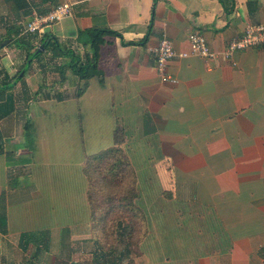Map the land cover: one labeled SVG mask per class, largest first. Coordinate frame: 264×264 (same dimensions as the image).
<instances>
[{
  "label": "crops",
  "instance_id": "0c3cea01",
  "mask_svg": "<svg viewBox=\"0 0 264 264\" xmlns=\"http://www.w3.org/2000/svg\"><path fill=\"white\" fill-rule=\"evenodd\" d=\"M63 2L72 16L42 35L25 32L34 14ZM263 22L264 0H0V86L9 85L0 107L10 112L0 116V264H264V45L222 55ZM91 29L136 44L107 37L103 83L92 78L78 96L83 82L52 64L65 63L50 46L86 54ZM192 32L216 56L175 57L167 72L177 83L162 80L153 49L166 37L191 53ZM43 40L50 46L29 63L27 50ZM51 114L63 135L74 132L57 157L67 164L43 153ZM118 130L137 176L134 213L146 216L133 241L125 220L106 240L107 209L94 212L89 198L90 161L116 146ZM37 236L50 247L37 249Z\"/></svg>",
  "mask_w": 264,
  "mask_h": 264
},
{
  "label": "trees",
  "instance_id": "16d2710c",
  "mask_svg": "<svg viewBox=\"0 0 264 264\" xmlns=\"http://www.w3.org/2000/svg\"><path fill=\"white\" fill-rule=\"evenodd\" d=\"M82 35L87 38V40L83 41L84 46L89 47V51H87L84 58H82L80 54L77 53L72 48L66 49L67 51L65 52L64 51L59 52L61 56L67 53V56L71 58L65 64L60 66V69H65V71L66 70L71 71L74 75H76L79 78L80 81L83 82V84L78 88L77 91L78 96H81L85 92V90L88 88V83L92 78L98 77L100 78V82L103 83V73L99 68V61L101 59L102 48L104 45L107 44V39H106L107 37L110 36L120 37L124 45L136 44L134 42H129V43L125 42L123 40V36L120 33L110 29H103V30L91 29L82 32ZM42 44L45 46L44 51H46V49L50 46V43H48V41L45 40L42 41ZM52 44L58 47L56 41H52ZM31 51H32L31 49L27 50L28 62H30L29 60L31 58H34L35 53L38 50H35L34 52ZM44 51L41 52L35 58L39 59L40 57H42ZM54 57H56V55ZM23 70L24 69H22L16 76L17 81L22 80L24 78V75L20 77V74L23 72ZM8 90H9L8 84L7 85L3 84L0 86L1 94H4ZM7 103H5L6 105L4 104V106H7L8 105ZM4 106L0 107L1 118L7 116L10 113L7 110V108H4ZM24 136H25V146L31 150L32 123L30 121H28L25 124ZM115 141H116V146L98 154L97 156L91 159L88 170L89 182H90L89 198H90L91 207L94 212L98 211L100 208L107 209L106 213H104L101 216L102 232L104 234V238L106 239H110L111 235L114 233L113 227L116 226V224L115 223L111 224V227L108 224L110 216L113 215L114 213H119L120 216L119 221L125 220L128 223H130V220L128 221L127 219L128 209L130 208L129 211L133 213L132 215L134 218L133 220H135L138 230L140 231L139 228L141 229L145 228V224H146V216L142 212L141 208H140V216L134 214L133 212L134 209H136V203L140 195L136 182L137 178L135 177L136 173L134 172L130 160L125 154L124 150L119 146L122 143V135H120L119 130L116 131ZM1 146H2V138H0V153L2 152ZM124 185L126 186L129 185V187L131 186L130 190L129 191L125 190L124 192L117 191V189L119 188L122 189ZM95 188L98 189L100 194L103 193L101 194V196H103L101 197V199L105 205H101L96 202L95 196L97 195H94L93 192V189ZM124 188L126 189L127 187ZM133 189H134V193H133ZM128 192L130 194H133L131 198L129 197ZM124 193L128 197L124 196L123 195ZM138 230L137 233L139 232ZM135 237H136V232H134L133 230L130 236V241H133Z\"/></svg>",
  "mask_w": 264,
  "mask_h": 264
},
{
  "label": "built area",
  "instance_id": "2783aa9c",
  "mask_svg": "<svg viewBox=\"0 0 264 264\" xmlns=\"http://www.w3.org/2000/svg\"><path fill=\"white\" fill-rule=\"evenodd\" d=\"M93 0H82V2H91ZM74 4L63 2L56 5L50 11L42 14H34L25 23V32L42 35L47 27H50L58 22H61L67 17L73 15ZM189 41L191 44V53H179L175 50L172 41L169 38H163L153 53L157 59V69L159 77L164 81H169L174 84L177 80L170 76L167 72L170 60L175 57H187L189 55L202 56L206 58H214L216 55L208 46L206 38L199 32H192L189 34ZM264 45V22L257 25H248L244 31L243 36L234 38L228 42L223 51V58L226 60H233L235 52L250 48H255Z\"/></svg>",
  "mask_w": 264,
  "mask_h": 264
},
{
  "label": "rangeland",
  "instance_id": "374dc122",
  "mask_svg": "<svg viewBox=\"0 0 264 264\" xmlns=\"http://www.w3.org/2000/svg\"><path fill=\"white\" fill-rule=\"evenodd\" d=\"M51 48H52V50H54V52L56 53V58H57V56H59L60 55V53L59 52H61V51H67L66 49H61V48H58V47H56L55 45H52V46H50ZM76 52H78L77 50H76ZM59 53V54H58ZM79 54H80V52H78ZM82 54V55H81ZM80 54V56H85V54H83V52ZM67 55V53L65 54V55H62V58L60 59L62 62L64 61V63H66L67 61H69L71 58L68 56V58L67 59H65L64 57ZM61 56V55H60ZM41 60V57L39 58V61ZM52 64H54L56 67H58V68H60V66H62V65H59L58 63H57V60L56 61H53L52 62ZM39 74V73H38ZM59 74V73H58ZM53 85V84H52ZM51 85V87L53 88V87H55V86H52ZM49 118H48V121H46V123L48 124V126H46L45 127V129H40L41 130V133L43 134H41V137L40 138H42L43 139V141L44 142H46V144H48L47 145V148L49 149V151H45V152H43V153H45V154H47V155H49V154H51V158H53L52 159V164H54V165H60V164H62L63 162H64V164H67V162H68V160L67 159H63V160H59L57 157H59V156H62V154H63V150H67V147L64 145V144H66V145H73V143L75 142L74 141V135H73V129H72V126H68V128H69V130H71V131H69V134H68V136L67 135H63V133L61 132V131H59L58 129H60V122L62 123V120H59L58 118H57V115H55V117H54V115L53 114H51V116H48ZM30 119V118H29ZM70 121H72L71 119H70ZM41 124L43 125L44 123H43V120L41 121ZM40 125V124H39ZM41 126V125H40ZM39 127V126H38ZM59 127V128H58ZM34 128L32 127V130H33ZM68 130L65 128V132H67ZM67 134V133H66ZM31 145H32V142H31ZM71 148H69L68 150H70ZM64 151V152H65ZM63 156H65V153H64V155ZM47 158H49V156H47ZM51 161V160H50ZM59 168H63V165L62 166H59ZM134 169V168H133ZM134 172H135V169H134ZM134 175H135V173H134ZM140 176H141V174L139 173V179H140ZM136 178H137V176H135ZM136 182H137V179H136ZM124 187H127L126 189L124 188ZM124 187L121 189V188H119V189H117V191H122V192H124L125 190H127V191H129L130 190V188H131V186L129 187V185L128 186H126V185H124ZM98 188H99V186H98ZM93 192H94V195H97V196H95V200H96V202L97 203H99V204H101V205H105L103 202H102V199H101V197H103V196H101V194H103V193H101L100 194V192L98 191V189H93ZM129 193V192H128ZM133 193H134V189H133ZM119 194V193H118ZM124 196H127L125 193L123 194ZM132 195L133 194H130L129 193V197L131 198L132 197ZM128 197V196H127ZM130 208L128 209V213H127V219H128V221L130 220V223H129V225L131 226V228H132V230H134V232H136L137 233V230H138V227L136 226V223H135V220H133L134 218H133V213H131L130 211ZM134 211H135V209H134ZM133 211V212H134ZM135 214V213H134ZM119 213H114L113 215H111L110 216V218H109V222H108V224H109V226L111 227V224H113V223H116V221L118 222L120 219H119ZM137 228V229H136ZM146 234V232H145V230H144V228L143 229H141L140 228V236H142V234ZM106 240H109V239H106ZM113 240V239H112ZM29 242H31L30 240H28ZM35 242L37 243L36 245H38V247H37V249H47V248H49L50 247V245H48L45 241H44V238L43 237H41V236H37L36 237V240H35ZM40 243H42V245H40ZM22 245H24L25 246V244L24 243H22ZM29 250L28 251H30L31 249L30 248H28ZM8 256V255H7ZM52 262H53V259H52V261H51V264H52Z\"/></svg>",
  "mask_w": 264,
  "mask_h": 264
},
{
  "label": "water",
  "instance_id": "95a60500",
  "mask_svg": "<svg viewBox=\"0 0 264 264\" xmlns=\"http://www.w3.org/2000/svg\"><path fill=\"white\" fill-rule=\"evenodd\" d=\"M45 50V46L44 45H41V47L38 49V51L35 53V56H34V58L35 57H37L41 52H43ZM34 58H31L29 61L31 62ZM29 62V63H30ZM23 74H24V72H22L21 74H20V77H22L23 76Z\"/></svg>",
  "mask_w": 264,
  "mask_h": 264
}]
</instances>
